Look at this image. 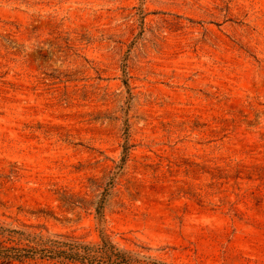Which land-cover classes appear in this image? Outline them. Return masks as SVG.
<instances>
[{"label": "rangeland", "instance_id": "rangeland-1", "mask_svg": "<svg viewBox=\"0 0 264 264\" xmlns=\"http://www.w3.org/2000/svg\"><path fill=\"white\" fill-rule=\"evenodd\" d=\"M0 223L264 264V0H0Z\"/></svg>", "mask_w": 264, "mask_h": 264}, {"label": "trees", "instance_id": "trees-1", "mask_svg": "<svg viewBox=\"0 0 264 264\" xmlns=\"http://www.w3.org/2000/svg\"><path fill=\"white\" fill-rule=\"evenodd\" d=\"M102 204L103 200L98 206L100 215ZM35 257L87 264H167L118 247L103 230L100 241L91 243L43 236L0 223V264Z\"/></svg>", "mask_w": 264, "mask_h": 264}]
</instances>
